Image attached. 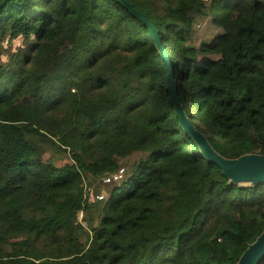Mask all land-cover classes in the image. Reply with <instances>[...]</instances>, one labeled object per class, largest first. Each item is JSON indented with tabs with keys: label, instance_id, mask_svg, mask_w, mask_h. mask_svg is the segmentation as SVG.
<instances>
[{
	"label": "trees",
	"instance_id": "1",
	"mask_svg": "<svg viewBox=\"0 0 264 264\" xmlns=\"http://www.w3.org/2000/svg\"><path fill=\"white\" fill-rule=\"evenodd\" d=\"M128 1L211 148L264 154V0ZM197 16L218 29L199 44ZM0 37L26 41L0 65V264H237L264 230V181L227 176L182 128L140 18L117 0H0Z\"/></svg>",
	"mask_w": 264,
	"mask_h": 264
},
{
	"label": "water",
	"instance_id": "2",
	"mask_svg": "<svg viewBox=\"0 0 264 264\" xmlns=\"http://www.w3.org/2000/svg\"><path fill=\"white\" fill-rule=\"evenodd\" d=\"M134 15L140 18L148 27L149 32L156 42L161 57L167 63L166 83L170 98L173 101L175 112L179 118L180 125L186 133L193 138L204 156L212 163H215L227 176L235 180L264 181V154H246L237 158H224L218 155L206 140L204 134L197 130L185 115L179 104L177 88L174 78V69L170 57L162 46L158 30L155 25L140 11L133 7L128 0H117ZM264 256V230L240 255L237 264H258Z\"/></svg>",
	"mask_w": 264,
	"mask_h": 264
},
{
	"label": "rangeland",
	"instance_id": "3",
	"mask_svg": "<svg viewBox=\"0 0 264 264\" xmlns=\"http://www.w3.org/2000/svg\"><path fill=\"white\" fill-rule=\"evenodd\" d=\"M217 28L211 23V19L205 16H197L193 24V33L191 39L195 44H199L202 40H210L217 32ZM26 46V41L21 37H16L10 39L9 37H0V65L4 64L10 54L16 53L18 49H24ZM202 58V56H200ZM49 154V153H48ZM140 154H135L131 157L120 158V164L123 169H126L130 166V163L135 160ZM55 161L58 164H62L67 160L66 155H55ZM92 183L88 188L89 193L92 195L91 200L95 194H102L103 199H106L109 195L111 189V183H103L100 179L89 178ZM83 214L78 216V220L82 223H85L83 220Z\"/></svg>",
	"mask_w": 264,
	"mask_h": 264
},
{
	"label": "built area",
	"instance_id": "4",
	"mask_svg": "<svg viewBox=\"0 0 264 264\" xmlns=\"http://www.w3.org/2000/svg\"><path fill=\"white\" fill-rule=\"evenodd\" d=\"M124 173V169L122 167H120L117 171L115 172H106V173H103L101 174L98 179H100L103 183H112V182H115V181H118L119 179H121L122 175ZM92 195L89 194L87 196V200H91V197ZM93 198H96V199H103L104 196L102 194H95L93 196ZM83 213V210H80L78 212V216L82 215Z\"/></svg>",
	"mask_w": 264,
	"mask_h": 264
}]
</instances>
